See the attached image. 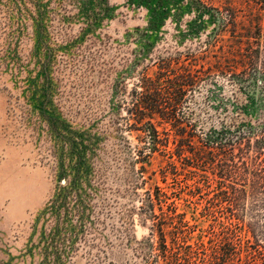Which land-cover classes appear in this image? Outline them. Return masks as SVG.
Wrapping results in <instances>:
<instances>
[{
  "label": "rangeland",
  "instance_id": "obj_1",
  "mask_svg": "<svg viewBox=\"0 0 264 264\" xmlns=\"http://www.w3.org/2000/svg\"><path fill=\"white\" fill-rule=\"evenodd\" d=\"M191 1L0 0V264H54L62 249L57 264H148L142 207L155 187L184 215L194 247L209 253L233 234L264 247V212L249 200L219 204L221 166L210 156L177 163L174 176L168 156L149 158L144 133L129 125L143 77L170 60L207 71L234 51L224 21ZM209 1L240 19L257 13L247 0ZM262 74L209 77L189 92L183 117L199 145L235 144L239 129L264 127ZM72 149L89 171L79 182Z\"/></svg>",
  "mask_w": 264,
  "mask_h": 264
},
{
  "label": "trees",
  "instance_id": "obj_2",
  "mask_svg": "<svg viewBox=\"0 0 264 264\" xmlns=\"http://www.w3.org/2000/svg\"><path fill=\"white\" fill-rule=\"evenodd\" d=\"M191 2L200 10L215 12V21H224L223 30L230 34L235 49L229 51L227 56L210 63L207 71H204V67L196 70L191 65L180 66V63L175 64L170 60L159 68L154 79L143 77L140 81L141 90L135 91V103L128 111L133 122L129 124L130 128L134 127L135 131L144 133L143 140L149 144V158L156 153L162 157L168 156L167 167L172 169L174 176L178 175L177 163L189 160L193 161L190 166H195L203 161L205 155L210 156L214 167L221 166L219 174L222 198L219 204L226 203L225 208L232 210V206L249 200L255 208L264 212V127L255 134H252L250 126L243 127L242 131L239 129L235 144L233 139H229L225 144L216 142L199 145L196 126L190 119L183 117L186 96L209 77L237 75L239 71L246 77L259 72L264 76V56L258 48L264 39V0H247L249 10L257 11L247 19H240L237 11L232 9L225 8L221 11L209 0ZM159 128L163 131L160 132ZM170 142L175 146L174 149H170ZM162 148L165 149L162 151ZM74 151L72 149V156L77 161L72 174L74 182H79L84 177L88 178L89 171L83 164L84 157ZM140 154L143 160L142 153ZM60 163V166L63 165V161ZM145 168L141 166V173H144ZM167 174L163 173L165 179ZM75 195L78 223L81 227L84 225V211L81 210L83 195ZM145 195L142 210L145 207L148 209L152 221V233L145 256L148 264H264V247L260 244L244 245L236 234L210 248L209 253L203 245L194 247L188 240L191 227L184 215L178 214L176 208L172 209L174 204H168V195L160 187H155L153 192L148 190ZM66 199L64 196L60 198V202L56 201L58 204L54 209L57 213L60 214V209L65 207ZM156 208L159 213H156ZM64 251L62 249L55 253L54 264L62 259L61 252Z\"/></svg>",
  "mask_w": 264,
  "mask_h": 264
}]
</instances>
